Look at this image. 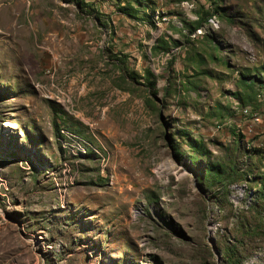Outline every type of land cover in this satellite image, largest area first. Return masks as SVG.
<instances>
[{
    "label": "rangeland",
    "instance_id": "1",
    "mask_svg": "<svg viewBox=\"0 0 264 264\" xmlns=\"http://www.w3.org/2000/svg\"><path fill=\"white\" fill-rule=\"evenodd\" d=\"M79 1L0 0V264H264V0Z\"/></svg>",
    "mask_w": 264,
    "mask_h": 264
},
{
    "label": "trees",
    "instance_id": "2",
    "mask_svg": "<svg viewBox=\"0 0 264 264\" xmlns=\"http://www.w3.org/2000/svg\"><path fill=\"white\" fill-rule=\"evenodd\" d=\"M213 1H215V0H213ZM81 2H82V0L79 1L78 3L81 4ZM261 70H262L263 77L257 78L256 76H252L251 79H248L247 74H244V72H242L241 78H240L241 86H243L245 88L253 89L257 82H262V81L264 82V65L261 67ZM241 99L245 100L244 96H242ZM227 177L228 176L224 175L222 173V171L210 172V174L208 176H206V181L208 182V184H213V183H217V182L221 183L222 182V184L225 186V183H223V182H224V179H227ZM228 262H229V264H235L236 263V261L233 259L229 260Z\"/></svg>",
    "mask_w": 264,
    "mask_h": 264
}]
</instances>
